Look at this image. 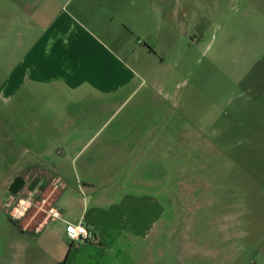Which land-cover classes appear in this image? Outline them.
<instances>
[{
  "label": "rangeland",
  "instance_id": "1",
  "mask_svg": "<svg viewBox=\"0 0 264 264\" xmlns=\"http://www.w3.org/2000/svg\"><path fill=\"white\" fill-rule=\"evenodd\" d=\"M66 1L54 9L39 6L45 27L50 12L64 11L97 35L130 27L155 37L149 41L157 52L149 81L156 82V100L170 110L175 133L181 128L187 134L174 138L167 168L158 170L150 186L165 217L150 240L123 252L119 263L264 264V0H70L64 9ZM31 3L22 26L19 8L0 0L2 261L13 237L5 205L12 182L64 171L41 168L37 161L53 155L44 152L51 136L21 127L20 94L13 103L5 100L24 32L29 45L36 34L37 8Z\"/></svg>",
  "mask_w": 264,
  "mask_h": 264
},
{
  "label": "crops",
  "instance_id": "2",
  "mask_svg": "<svg viewBox=\"0 0 264 264\" xmlns=\"http://www.w3.org/2000/svg\"><path fill=\"white\" fill-rule=\"evenodd\" d=\"M12 3L25 25L30 0ZM55 3L59 0L32 1L36 34L29 45L24 32L5 100L13 103L20 94L21 127L44 131L37 137L51 136L44 152L54 156L37 161L41 168L64 171L21 176L20 192L5 196L14 224L0 264H120L122 253L149 241L165 217L162 200L150 186L158 170L167 168L174 138L187 134L181 128L175 133L171 112L156 100V82L149 81L157 56L149 44L154 36L130 27L97 35L64 11L50 12L45 27L46 12L39 6L50 9ZM154 154L161 157L159 166ZM26 163V168L33 165ZM50 208L60 217H49ZM67 224L85 225L96 241L72 243Z\"/></svg>",
  "mask_w": 264,
  "mask_h": 264
},
{
  "label": "built area",
  "instance_id": "3",
  "mask_svg": "<svg viewBox=\"0 0 264 264\" xmlns=\"http://www.w3.org/2000/svg\"><path fill=\"white\" fill-rule=\"evenodd\" d=\"M47 214L52 218L60 217L58 212L52 208L47 210ZM66 235L72 243L77 242L80 244L96 241V233L83 224H67Z\"/></svg>",
  "mask_w": 264,
  "mask_h": 264
},
{
  "label": "water",
  "instance_id": "4",
  "mask_svg": "<svg viewBox=\"0 0 264 264\" xmlns=\"http://www.w3.org/2000/svg\"><path fill=\"white\" fill-rule=\"evenodd\" d=\"M23 185H24V180L20 177H16L15 180L12 182L8 191L13 195H17L22 189Z\"/></svg>",
  "mask_w": 264,
  "mask_h": 264
},
{
  "label": "trees",
  "instance_id": "5",
  "mask_svg": "<svg viewBox=\"0 0 264 264\" xmlns=\"http://www.w3.org/2000/svg\"><path fill=\"white\" fill-rule=\"evenodd\" d=\"M62 264H65V263H62Z\"/></svg>",
  "mask_w": 264,
  "mask_h": 264
}]
</instances>
